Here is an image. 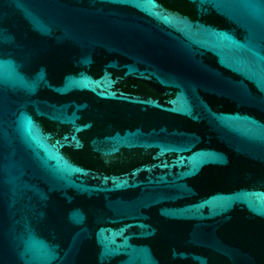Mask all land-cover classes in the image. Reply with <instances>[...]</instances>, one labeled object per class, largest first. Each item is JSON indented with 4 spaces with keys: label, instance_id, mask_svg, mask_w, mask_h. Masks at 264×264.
Here are the masks:
<instances>
[{
    "label": "water",
    "instance_id": "water-1",
    "mask_svg": "<svg viewBox=\"0 0 264 264\" xmlns=\"http://www.w3.org/2000/svg\"><path fill=\"white\" fill-rule=\"evenodd\" d=\"M0 264H264V0H0Z\"/></svg>",
    "mask_w": 264,
    "mask_h": 264
}]
</instances>
